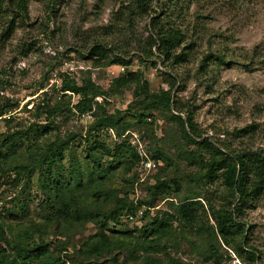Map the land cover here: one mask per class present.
Listing matches in <instances>:
<instances>
[{
    "label": "rangeland",
    "instance_id": "374dc122",
    "mask_svg": "<svg viewBox=\"0 0 264 264\" xmlns=\"http://www.w3.org/2000/svg\"><path fill=\"white\" fill-rule=\"evenodd\" d=\"M129 1L28 0V16L15 17V30L9 38L3 31L12 13L0 19V107L12 106L0 118V139L8 136L7 144L14 141L21 147L0 158V231L12 241L27 234L28 247L45 244L47 252L58 258L56 264H247L220 241L212 252L206 235H199L195 228H181L169 218L186 198H195L204 209L210 202L216 207L227 202L221 178L204 176L209 155L199 145L185 140L179 123L171 119L177 113L151 105L146 124H138L131 116L141 111L134 102L135 85L110 92L113 80L123 75V68L96 66L85 56L96 43L112 47L116 54L132 61L131 71L142 72L152 93L169 90L170 82L175 81L171 93L184 111L192 113L201 136L197 141L206 139L221 148L229 146L231 151L251 147L264 152V66L254 70L221 66L203 74L199 71L203 57L223 45L237 55L264 43V0L185 2L181 11L183 24L192 33L195 47L188 63L174 67L160 60L155 48L152 57L145 58L142 53L148 45L149 18L136 21L132 27L114 21V13ZM66 77L78 85L90 80L101 89L103 95L96 97L95 102L104 106L108 114L119 113L131 125L120 136L113 128L103 129L99 132L101 138L111 147L129 142L140 158L130 172L119 169L114 173L105 183L103 195L86 198L80 193V206L95 215L112 209L117 198L127 197L136 206L139 201L148 202L149 207L138 208L134 221L127 222L122 217L121 225H108L116 231H126L140 228L156 216L169 220L172 228L159 239L158 253H148L142 245L129 240L124 250L114 249L99 259L85 258L80 251L99 226L95 222L67 224L51 219L38 171L23 169L33 165L30 152L40 154L48 144H58L70 133L80 137L71 142V149L63 150L62 170L68 171L74 157L82 160V166L87 161L83 150L86 139L93 135L90 127L94 118H78L74 109L78 97L62 91ZM94 110L102 114L96 105ZM251 124L259 126L252 138L238 132ZM43 126H47L46 130ZM140 150L149 159L160 150L168 161L157 159V170L146 174L142 171ZM189 152L195 157L190 158ZM172 179L181 188L180 193L174 191ZM162 182L167 184L159 185ZM252 205L245 210L242 221L249 245L263 255V262L255 264H264V196ZM145 210L149 211L148 218H143ZM198 212L202 213L200 207ZM107 234L113 240L125 237ZM0 249H6L2 241ZM38 259L33 256L26 264H37Z\"/></svg>",
    "mask_w": 264,
    "mask_h": 264
},
{
    "label": "trees",
    "instance_id": "16d2710c",
    "mask_svg": "<svg viewBox=\"0 0 264 264\" xmlns=\"http://www.w3.org/2000/svg\"><path fill=\"white\" fill-rule=\"evenodd\" d=\"M162 2L160 4L158 0H130L127 5H122L114 13V21L132 27L136 21L149 18L148 45L142 50L145 58L152 57L154 55L152 49L155 48L158 58L169 67L186 64L190 61V52L195 47V39H193L192 33H189V29L184 26V17L181 11L185 2L191 4L193 0H163ZM154 6L157 8L156 10ZM8 12L12 13V18L6 21L7 26L3 34L9 38L15 30V17L28 16V0H0V19L3 16L6 17ZM110 56L112 57L110 58ZM85 58L93 61L96 66L120 65L123 68V75L113 80L110 92H117L129 85H135L134 102L141 111L134 112V115L131 116L135 117L138 124H146L147 118L151 116L149 112L151 105L156 109L166 111L172 109L177 115H172L171 119L176 120L181 126L184 139L193 145H199L209 155V161L205 163L207 171L204 176L221 178V184L227 193V202L219 207L210 202L207 209H204L199 201L194 200L195 198H186L176 205L175 215L169 218L173 219L174 223L176 222L181 228H195L199 235H206L207 245L214 253V245L219 244L220 241L239 258L245 260L247 264L263 262L262 253L249 245L247 241L242 218L245 210L264 196V152L251 147L231 151L229 146L221 148L219 144L214 145L206 139L197 141L201 136L196 131L192 113L189 110L184 111L179 100L174 99L171 93L175 81L170 82L169 90H160L158 93L150 92L149 83L143 78L142 72L131 71L132 61L121 53L116 54L112 47L96 43L89 49ZM235 65L246 70L264 66V43L255 45L249 51L239 52L237 55L235 50L223 45L220 49L208 52L203 57L199 71L203 74L212 67ZM62 91L70 92L78 97L77 103L74 105L78 118L85 115L94 118L90 127V132H93V135L86 139V148L83 150V158L87 161H84L82 166V160L76 157L72 158L69 161L70 166L67 172L62 170L63 150L73 147L70 144L80 137L77 134L70 133L65 140L58 144H48L40 154L29 153L33 165L31 168L23 167V169L38 171L39 177L42 179L46 203L51 209V219L67 224L82 221L85 223L95 222L99 226L98 231L84 243L82 247L84 250L80 251V254L85 258L99 259L106 254H111L114 249L124 250L126 244L131 242L129 240H134L136 244L142 245L148 253H158L160 251L159 239L168 233L169 228H172L170 225L172 222L169 220L156 216L150 218L149 222L140 228L135 227L133 230L126 231H116L109 228L108 225L110 223L114 227L121 225L122 217L127 222L134 221L138 208L140 206L149 207L148 202L139 201V206H136L128 201L127 197L117 198V205L112 209L107 212L95 213V215L80 206L79 198L83 197V194L80 193L86 194V198L88 196L97 198L100 194L103 195L102 190L110 177L119 169L125 170L126 173L130 172L140 162V158L129 142L113 144L111 147L101 138L99 132L103 129L113 128L120 136L128 131L131 125L123 121L119 113L108 114L104 106L95 102L96 97L103 95L98 86L90 80L78 85L66 77L62 81ZM105 103L108 105L106 101ZM94 105L102 109L101 115H98L94 110ZM42 109H48V106H43ZM11 110V105L0 107V118ZM47 112H50V109ZM183 113L185 114L184 119L181 117ZM42 128L46 130L47 126ZM258 128V125L251 124L238 132L241 134L245 132L248 134L247 137L252 138ZM22 135L27 138L26 133H22ZM7 142L8 136L0 139V158L1 156L6 158L14 150L21 149L16 142L13 141L9 144ZM2 148L5 150L4 153H2ZM188 156L195 157L192 152H189ZM157 159L168 161V158L160 150L155 151L151 160L155 162ZM53 169L57 170L53 171ZM218 172H220L219 175H217ZM164 184L167 183H159V185ZM172 184L174 191L180 193L181 188L175 179H172ZM124 196H127V193ZM199 207L202 213L198 212ZM129 217H132L133 220L129 221ZM148 217L149 211L145 210L143 218ZM107 232L125 237L122 239L117 237L116 240H113ZM26 240L27 234L25 237L20 234L17 240L12 241L1 230L0 241L4 243L6 249H0V264H26L33 256L39 257L37 264H56L58 262V258L47 252L45 244L28 247Z\"/></svg>",
    "mask_w": 264,
    "mask_h": 264
},
{
    "label": "built area",
    "instance_id": "2783aa9c",
    "mask_svg": "<svg viewBox=\"0 0 264 264\" xmlns=\"http://www.w3.org/2000/svg\"><path fill=\"white\" fill-rule=\"evenodd\" d=\"M88 117L90 118V116ZM139 155L141 156V165L143 172H145L146 174H150L157 170V164L153 160L149 159L145 153H142V150H140ZM128 220L132 221L133 219L132 217H129Z\"/></svg>",
    "mask_w": 264,
    "mask_h": 264
}]
</instances>
